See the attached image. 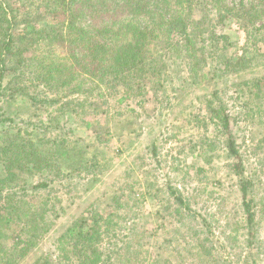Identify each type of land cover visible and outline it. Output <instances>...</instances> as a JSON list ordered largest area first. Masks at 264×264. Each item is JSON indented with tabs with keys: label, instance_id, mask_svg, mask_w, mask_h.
Listing matches in <instances>:
<instances>
[{
	"label": "rangeland",
	"instance_id": "rangeland-1",
	"mask_svg": "<svg viewBox=\"0 0 264 264\" xmlns=\"http://www.w3.org/2000/svg\"><path fill=\"white\" fill-rule=\"evenodd\" d=\"M60 2L62 6L65 5L61 0H31L21 10L17 21H22L16 29L20 38L26 28L33 29V38H39L31 46L33 51L29 49L25 53V75L21 84L31 96L42 100L53 98L55 94L47 91L43 86L45 83L39 85L36 76L43 66L53 63L64 52L60 41L49 45L41 33L49 26L58 28L65 20V10L48 18L44 14ZM94 2L81 3L70 10L81 12L91 8ZM174 2L176 0H131L119 10V19L110 28L121 25L126 18L127 23L142 20L150 33L158 37L157 40L153 36L148 39L151 42L149 50L155 52L158 49L157 52H160L166 45L164 30L167 25L163 22L164 18L171 15L181 18L189 12L193 18L207 19L205 25L210 26L209 31L215 29L219 45L215 47V42L208 38V46L203 53L206 57L204 67L210 71L212 67L219 66L221 71H216V75L191 84L179 80L181 77L185 80L188 78V69L184 65L186 61L176 55L172 58V54H169L167 58L171 59L164 70L167 75L160 81L154 77L145 82L142 91L137 90L122 104L114 95H109L94 106L95 93L88 92L90 85H83V95L72 93L74 89L65 87L70 93L60 103L64 105L62 107L60 104H43L35 107L36 111L33 112L28 99L10 97L3 102L2 108L7 115L12 114L25 122L17 120L18 128L13 132L20 136V143L29 138L27 134L32 132L35 124L39 125V129L32 134V140L57 141L42 147L44 153L40 155L45 158L48 167L39 173H28L26 169L17 171V175L23 176L31 185L47 178L49 187L35 192L34 197L30 196L27 200L31 204L44 200L50 206L54 205L52 208L48 206L51 230L23 250L25 259L19 264H30L41 256L47 257L52 264H65L67 241L61 246L58 238L71 221L81 218L88 220L87 217L92 216L90 211L97 220L101 219L105 236L115 232H131L129 238L119 242L113 238L107 241V237H104L107 245L109 243L114 248L112 244L116 243L124 249L119 256L121 261L133 257L131 263L125 264H167L166 259L172 264L241 263L239 259L245 253L244 248L234 245L230 251L229 248L222 249L221 245L227 246L226 237L242 241L244 236L243 227L246 224L241 206L240 179L250 177L254 182L252 196L256 202L264 203V57L255 60L250 68L240 67L239 71L229 69V72L221 73L224 65L218 54L223 53L234 59L254 55L256 47L264 54V29L258 33V38L254 37L253 42H248L244 24L234 17V14L242 12V7L258 5L260 0H182L178 1L176 8ZM231 4H238L237 12L228 13L223 9L224 5ZM151 11L155 12L153 19ZM253 14L241 20L245 24L250 21L253 27L261 28L264 16L259 18ZM254 19L256 21L253 23ZM192 35L196 39L199 33L193 32ZM208 35L205 33L198 40ZM223 36L228 37L227 42ZM197 56L199 59L202 57L200 52ZM68 58L66 66L71 64ZM51 75L56 76L57 71ZM259 88L263 94L253 98ZM216 89L233 119V134L245 170V176L241 178L228 166L232 161L224 149L225 139L219 137L214 125L210 124L208 100ZM3 131L4 128L0 127V143L6 138ZM63 140L66 144L61 146L59 142ZM89 143L94 145L93 149L84 148ZM45 148L49 149L51 156L48 151L45 152ZM200 148H203L202 157H198ZM76 149L82 150L85 155L76 156ZM71 159L74 160V169H80L69 174L67 166L70 163L65 161ZM14 187L13 192L20 188L17 185ZM171 188L190 196L187 201L199 214L180 223L171 218L175 214L170 216L167 213L169 218L165 228L158 230L155 212L160 206L161 210L170 203L171 212L177 209ZM18 199L10 200L8 205L11 209L22 207ZM110 212H113L112 216ZM201 216L209 223L205 232L201 226ZM260 220L261 228L257 234L262 244L250 252L247 264H264L262 213ZM83 225L88 226V223L83 222ZM199 237L207 249L213 246V257H207L203 251L198 252ZM11 242L8 240L6 244L10 245ZM108 252L106 248L102 253L106 256Z\"/></svg>",
	"mask_w": 264,
	"mask_h": 264
},
{
	"label": "trees",
	"instance_id": "trees-1",
	"mask_svg": "<svg viewBox=\"0 0 264 264\" xmlns=\"http://www.w3.org/2000/svg\"><path fill=\"white\" fill-rule=\"evenodd\" d=\"M12 1L0 0V127L4 128L2 134L6 137L0 143V264H19L26 255L23 250H27L28 245L32 241L42 237L51 230L48 212L54 205L50 206V203L48 204L44 200L31 204L27 200L30 196L33 198L35 192L49 187L47 178H44L43 182L39 181L31 185L26 182L23 176L17 175V171H24L26 169L28 173H39V171L48 167L45 158L40 155V153H44L42 147L45 146L44 144L57 142L56 140L44 142L41 139L32 140V134L39 129V125L35 124L32 132L27 134L29 138L24 143H20V136L15 135L13 132L18 128L16 126L17 120H20L21 123L25 122L18 117L12 116V114L7 115L5 113L2 107L6 98L28 99L34 112L36 111L35 107H41L43 104H60L69 95L68 93L70 92L65 90L69 87L74 89L72 93L77 92L78 95H83L85 92L83 85H90L88 92L95 93L94 106L98 105V101L104 100L109 95L112 97L114 95L118 99V103L122 104L130 98V95L135 94L137 90L139 92L142 91L145 88V82L150 81L154 77L160 81L162 77L167 75L164 73V70L168 68V61L171 59V57L167 58L169 54H172V58L176 55L177 58H183L186 61L184 65L188 69V78L185 80L181 77L179 80L190 82V84L201 79L205 81L208 77L216 75V71H221L218 68L219 66L212 67L210 71L205 70L206 66L204 67L206 57L203 53L205 47L208 46V38L215 42V47L219 45V40H216L217 33L215 29L212 28L209 31L210 26L206 27L205 25L207 19L193 18L189 12L181 18L176 15L164 18L163 22L167 25L164 30L166 45L161 48L160 52H157L158 49L152 52L149 50L151 42L149 43L148 39L154 37L157 40L158 37L150 33V29L146 27L147 25L142 20H135L136 23L131 20L127 23L128 20L126 18L121 22V25L115 26L114 29L110 28L119 19V10H122L125 4L127 6V4L131 3V0H95V4L91 8L84 9L81 12H73L70 9L81 3H91L92 0H61L65 4L64 6L60 2L44 15L48 18L55 16L61 10H65V20L60 26H57L58 28L52 29L49 26L41 34L45 35L43 40L47 44L49 43V45L60 41V46L63 47L64 53L63 55H58V58L54 59L53 63L43 66L36 76V82L39 85H41L40 83H45L43 86L47 88V91L54 93L55 98L53 97L48 100L35 98L29 92H26V88L21 84V80L25 75L23 69L26 63L25 53H28L29 49H31V52L33 51L31 46L39 38H33V29L29 28H26V31L23 30L22 33L24 35L21 38L16 33V29H18V26H21L22 22H17L19 14L21 10L31 3V0H21L19 3ZM178 1L181 2L182 0L174 2L175 8L178 5ZM66 7L68 10L65 9ZM237 8L238 4L223 6V9L228 13L237 12ZM172 10L175 9L172 8ZM240 10L242 12L234 14V17L244 24L243 27L247 35V41L253 42L254 37L258 38V33L264 29V23L261 28H255L252 22L248 21L249 24H245L241 19L253 13L256 14H253L254 16H259V18L264 16V0H260L258 5L255 4L249 8L242 7ZM150 13L151 19H153L155 12L151 11ZM231 15L233 16V14ZM254 21L256 19L253 20V23ZM189 26H191L192 30ZM193 32L199 33L196 39L192 35ZM205 33H209L208 37L198 40ZM107 34L109 38H107ZM222 38L226 42L228 41V37L223 36ZM199 52L202 56L200 57L201 59L197 56ZM218 55L224 65V70L221 73L229 72V69L239 71L240 67L250 68V64L255 62V60L264 57V54L257 47L254 50V55L237 56L238 58L234 59L224 56L223 53ZM67 56H69L68 59L71 60V64H67L66 66ZM67 68L69 70H66ZM74 70L75 73H73ZM54 71H57V75L53 77L51 74ZM219 94V90H214L211 98L208 100L210 124L214 125L217 135L225 139L223 140L225 144L224 149L226 155L232 161L228 166L236 176L241 178L245 176V170L243 168V158L233 134V119L225 102L221 101L222 99L219 97ZM249 94L251 96V92ZM261 94L263 93L259 88L257 93L253 94L252 97L257 98ZM62 106L64 105L60 104V107ZM38 123L42 124L40 121ZM29 126L30 124H28ZM59 144L64 146L66 142L63 140ZM93 146L89 143L84 148L93 149ZM48 150L45 148V152ZM75 151L79 154H76V156L81 157L85 155L80 149H76ZM153 151L156 153L155 148H153ZM202 151L203 148H200L198 157H202ZM48 154L49 156L52 155L49 151ZM73 162V159L65 161V163H70L67 166L69 174L80 169L75 170ZM56 176L59 177L58 174ZM238 183L241 193V206L245 215L244 236L242 241L238 238L231 240V237H226L228 241L227 246L221 245V248H224V250L229 248L230 251L234 249V245L240 249L244 248L245 253L239 259L241 263L238 262L236 264H247L250 259V252L262 244L257 233L259 228H261L260 216L261 213L264 214V203L261 201L256 202V199L252 196L251 190L254 187V182L250 177L242 178ZM16 185L20 186V188H17L19 189L18 191L13 192L12 189ZM195 190L198 189L195 188ZM170 191L173 203H176L177 209L175 212H171L169 208L170 203L163 206L161 210L162 205L160 206L155 212L158 220V230L165 228L169 218L167 213L170 216L175 214L171 218L177 219L180 223L185 218L191 217L194 219L199 214L195 209L190 207L189 201H187L190 196L185 195L177 189L171 188ZM28 192H32V194ZM17 197L19 198V202L22 203V207L11 209L8 204L12 198ZM44 199L47 200L46 198ZM90 213L92 216H88V220L81 218L80 220L71 221L58 238V240L60 239L61 246L65 243V240L67 241V247L64 250L66 255L65 264L131 263L130 261L131 259L133 260V257H128L125 261L120 260L119 256L124 250L121 246H118L116 243L112 244L114 248L109 243L107 245L109 239L113 238V240L119 242L129 238L131 232H115L113 235L109 234V236H105V230L102 231L103 224L101 219L97 220L91 211ZM109 214L112 216L113 212ZM201 218H203V225L201 226L203 227V232H205L209 223L204 216H201ZM83 222H87L88 226L83 225ZM83 226L85 227L83 228ZM104 237H107V241ZM8 240H12L10 245L6 244ZM200 241L197 244L198 249L200 248L198 252L203 251L207 257H213V246L211 245V248L207 249L202 240ZM106 248L109 249V252L104 256L102 252ZM165 261L167 264H172L168 259ZM30 264L52 263L47 257L41 256Z\"/></svg>",
	"mask_w": 264,
	"mask_h": 264
}]
</instances>
